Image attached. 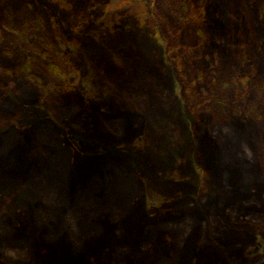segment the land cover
I'll list each match as a JSON object with an SVG mask.
<instances>
[{"label": "rangeland", "instance_id": "obj_1", "mask_svg": "<svg viewBox=\"0 0 264 264\" xmlns=\"http://www.w3.org/2000/svg\"><path fill=\"white\" fill-rule=\"evenodd\" d=\"M216 81L228 120L216 118ZM262 85L264 0H0V149L20 174L0 168V221L14 210L16 225L10 236L0 227V264H108L100 248L81 257L37 243L44 234L19 205L17 194L46 188L61 142L77 205L131 212L122 241L104 228L99 242L120 245L116 264L264 262ZM232 125L255 166L226 154L218 134Z\"/></svg>", "mask_w": 264, "mask_h": 264}, {"label": "trees", "instance_id": "obj_2", "mask_svg": "<svg viewBox=\"0 0 264 264\" xmlns=\"http://www.w3.org/2000/svg\"><path fill=\"white\" fill-rule=\"evenodd\" d=\"M250 3L251 2L249 1L248 5L252 6L250 5ZM222 87H224V89L221 90L220 92L219 88H222ZM262 89L264 90V85L260 86L261 91ZM213 91H215L214 94L220 95L219 96L220 102L217 103L218 107H216V109L213 108L217 116L216 118L218 119L225 118V120L226 119L228 120L229 113L224 108V106H226L224 104V100H225L224 98L226 95V82L216 81V85L213 84ZM215 98L216 96L212 97L213 100ZM213 100L211 102H214ZM212 124L214 126L221 127L222 121L221 120H219V122L214 121ZM227 125H230V124H227ZM224 128H226V126ZM47 129L42 128L41 125H39L38 132L40 133L38 134H40L39 138L42 141L40 143L41 144L40 146H43L42 145V143H44L43 140L46 141L45 134H48L46 132ZM221 129H223V127ZM249 137L253 138L251 135ZM218 138L219 139L223 138L226 140V154L229 155L230 160L232 156L235 159H238L237 161H242V162H245L246 164H251V166H255V163H257L258 160H255L254 162V159H253V156L250 150L252 149L250 142L245 137H241L240 132L237 130L235 126L233 125L229 126L223 132L220 130L218 134ZM254 139L256 141L257 139L260 140V135L255 134ZM45 148L48 149V147H45ZM63 149H64V145L62 144V142L60 143L59 146L56 145V148L54 147L52 148V150L54 151L51 153L54 158L51 163L52 166L49 169V172H47L46 176H44V179H45L44 181H47L46 188L44 190L38 189V187L34 185L33 188L30 187L26 192L25 191L22 192L21 196L20 194H17L18 195L17 197L19 198L18 199L19 205L24 206V205L29 204L31 208H29L28 210H30L29 213L31 214L33 222L36 223V225H38L39 228H41L45 238L47 236H50L49 240H46L43 236V238L40 239L39 242L37 243H40V241H42V243L46 247H53L56 244L67 242V244L69 245L71 249L78 250L76 255L77 256L80 255L81 257H84L86 253H89V251H91V249L95 250V252L93 253L94 255L97 253L98 249L100 248L99 252L103 253L104 255H107L106 262L108 264H116L114 260L122 262L123 258H125L124 257L125 254L117 250L120 245L115 246V248L113 249L112 247L107 248V244L105 245L99 244V242L101 241L104 242L105 237L108 236L107 232L104 233V228L105 229L110 228L112 229V231L114 230V233L113 232L112 233L114 235L115 242L116 240L118 242L122 241V238L118 236L120 232L117 231V229L122 228L121 225H123V223L127 221L129 213L131 212L128 211V208H98L96 209L94 206H92V208H95V209L88 210V208L90 207L87 205L86 207H84L83 205H77V200H78L76 199L77 198L76 196H78L77 189L75 188L73 184H69L68 180H66L68 184H66L65 180H63V177L64 175H66L67 171L66 170H65L66 172L62 171L61 167H63L64 163L67 165L68 161H69V164L70 162L72 163L71 159H67L65 155L60 154V152L61 153L65 152ZM9 150L10 152L12 151L10 155H14V156H18V153L20 154L23 151V149L20 148L19 146L11 147ZM9 157L10 156L8 155L7 161H6L8 163L10 162ZM8 163H6V165H8ZM9 167L10 168L12 167L11 163L10 165H8V168H6V170H4V168H1V164H0V168L1 170H3L2 171L3 174L9 173L8 176L12 181L20 178L19 172L16 171L15 169H9ZM105 167H109L108 169H110V166H105ZM70 174H73L72 170ZM41 176H42V173H41ZM68 176L69 174L67 173V177ZM123 177L125 180L130 181L128 177H125V176ZM54 182L57 183L61 187L62 192L65 194L66 198L60 193L61 191L57 190V184L56 186H54ZM41 183L42 182H39V184ZM49 188H51V190L54 193H52L51 200L47 202L46 195H47V192H49ZM94 189L98 190L97 196L99 197L103 196L102 198H105L106 201H110L109 195L107 193L105 194V191H104L105 187L102 184L98 183L97 186L94 187ZM94 189L92 187L93 192H94ZM41 190L42 192H39ZM43 196L45 199L43 198ZM72 201L73 203L74 201H76L75 202L76 204L74 203L73 205L71 203ZM71 204H72V208H70ZM68 208H70V210ZM2 211L3 212L1 213L2 220L0 221V227L5 226V225H10L9 227H4V230H3L5 235L10 236L12 231L6 232L7 230L6 228H8L9 230H12L13 228L16 229L14 227L16 225L13 224V217H12L14 210H11L10 212H4V208H3ZM70 212H72L75 217V218H72L73 220L69 218L67 215ZM122 214L124 215L122 216ZM96 217L99 218L97 222L100 223L101 225L100 226L95 225V227H92L89 229L87 226L90 224V221H95ZM28 244L32 247L31 249L32 257L36 260L38 258V254L36 251V242L30 241ZM55 253L59 257V259H61L60 251H57Z\"/></svg>", "mask_w": 264, "mask_h": 264}, {"label": "bare ground", "instance_id": "obj_3", "mask_svg": "<svg viewBox=\"0 0 264 264\" xmlns=\"http://www.w3.org/2000/svg\"><path fill=\"white\" fill-rule=\"evenodd\" d=\"M6 148L3 150V148L2 149H0V164H1V168H4V170H6V168H8V165H6V163H8V162H6L7 161V155H6ZM12 153V151L10 152V154Z\"/></svg>", "mask_w": 264, "mask_h": 264}, {"label": "water", "instance_id": "obj_4", "mask_svg": "<svg viewBox=\"0 0 264 264\" xmlns=\"http://www.w3.org/2000/svg\"><path fill=\"white\" fill-rule=\"evenodd\" d=\"M260 264H264V262L260 263Z\"/></svg>", "mask_w": 264, "mask_h": 264}]
</instances>
